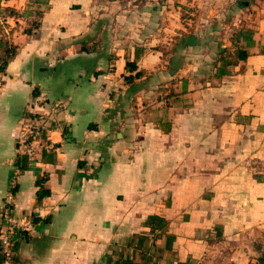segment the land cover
Segmentation results:
<instances>
[{
	"label": "crops",
	"instance_id": "0c3cea01",
	"mask_svg": "<svg viewBox=\"0 0 264 264\" xmlns=\"http://www.w3.org/2000/svg\"><path fill=\"white\" fill-rule=\"evenodd\" d=\"M189 4L196 43L177 49L180 0L0 1L29 11L3 18L18 51L0 74V207L32 223L15 264H98L151 214L174 237L172 264L264 254V0ZM244 25L248 56L216 77ZM127 61L145 74L126 82ZM41 116L42 143L20 169L21 123ZM40 179L50 195L37 202Z\"/></svg>",
	"mask_w": 264,
	"mask_h": 264
},
{
	"label": "trees",
	"instance_id": "16d2710c",
	"mask_svg": "<svg viewBox=\"0 0 264 264\" xmlns=\"http://www.w3.org/2000/svg\"><path fill=\"white\" fill-rule=\"evenodd\" d=\"M46 2L47 0H34V3L36 4ZM32 11H34L36 18L40 17L42 14V11L39 8ZM28 12L29 11H25L23 14H19L15 9L2 7L0 5V18L2 19V22H0V30L2 31V33H0V74H5L7 64L15 57L18 51V46L8 38V34L12 32V29L7 33L2 30V27H8L7 23H3L5 20L3 18L7 15L13 17L21 15L25 17L26 15H29ZM193 18L194 17H190L188 21H184L182 19L183 28L185 31H180L182 33L180 37H174L176 40L178 39V42L176 43L177 49L184 46L194 45L196 43V37L192 33H186L192 30L193 23L190 20ZM39 24L40 23L38 20H32L29 24V28L25 29V32L30 33L33 29L38 28ZM253 33V29L248 25L241 26L232 33V45L229 48L219 50L216 56L215 63L213 65V72L216 77L230 73L232 66H234L239 61L246 59L248 56L247 48L253 44ZM242 42H244V44H242ZM81 48L83 49V46ZM177 49L173 48V53ZM231 55H234L233 59L231 58ZM172 58H174V56ZM126 70L129 71V74L124 76V80L126 82H133L134 79L140 78L145 74L144 71L137 70L135 61H127ZM37 93V89H34L33 94L36 95ZM28 158L29 156L27 154L21 153V155H18L16 165L20 169H24L26 167ZM44 182L45 179H40L37 181L39 186L38 190L36 191L37 202H40L42 198L50 195V190L44 186ZM144 225L147 226V231L139 232L136 235H130L120 242L114 243L110 250H108L105 259L98 264H172L170 260L174 258V237L170 234L157 233V231H163L165 228V219L159 215L151 214L148 215L144 220ZM24 232L25 231H21V233ZM149 235H155L156 238L160 239V241L156 242L155 238H153V242L150 244ZM14 251L15 244L13 246V254L11 256V262L13 264L17 263V259L14 256ZM4 261V256L0 254V264H3ZM257 264H264V254L258 257Z\"/></svg>",
	"mask_w": 264,
	"mask_h": 264
},
{
	"label": "built area",
	"instance_id": "2783aa9c",
	"mask_svg": "<svg viewBox=\"0 0 264 264\" xmlns=\"http://www.w3.org/2000/svg\"><path fill=\"white\" fill-rule=\"evenodd\" d=\"M41 122L26 117L23 119L18 135L21 153L32 156L36 147L41 145L44 131L46 130V121L44 117L39 118ZM32 230V223L29 219L18 217L13 214L9 205L0 207V254L5 260L11 261L13 246L18 232Z\"/></svg>",
	"mask_w": 264,
	"mask_h": 264
},
{
	"label": "rangeland",
	"instance_id": "374dc122",
	"mask_svg": "<svg viewBox=\"0 0 264 264\" xmlns=\"http://www.w3.org/2000/svg\"><path fill=\"white\" fill-rule=\"evenodd\" d=\"M179 1V0H178ZM181 2H183V7H182V11H181V15H182V19L184 20V21H188L189 20V18L190 17H194V16H192V14L190 13L191 11H190V8H191V6H190V2H191V0H180ZM4 28L2 27V30H3ZM1 31V30H0ZM9 31V30H8ZM0 33H2V31L0 32ZM7 33V32H6ZM10 40V39H9ZM10 41H12V40H10ZM156 43V42H155ZM168 47H169V49L171 50V48L172 47H174V46H171V45H168ZM171 53H173V51H169L168 52V54L170 55ZM192 55H194V53L192 54ZM191 55V56H192ZM207 55V54H206ZM217 56V55H216ZM173 57V56H172ZM233 57H234V55H231V58L233 59ZM136 235V234H135Z\"/></svg>",
	"mask_w": 264,
	"mask_h": 264
}]
</instances>
